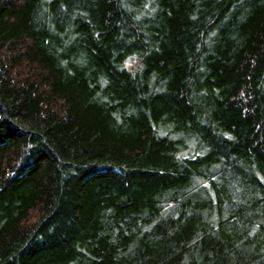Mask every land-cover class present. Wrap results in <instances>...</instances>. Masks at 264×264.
Segmentation results:
<instances>
[{
  "label": "trees",
  "instance_id": "1",
  "mask_svg": "<svg viewBox=\"0 0 264 264\" xmlns=\"http://www.w3.org/2000/svg\"><path fill=\"white\" fill-rule=\"evenodd\" d=\"M0 264H264V0H0Z\"/></svg>",
  "mask_w": 264,
  "mask_h": 264
}]
</instances>
